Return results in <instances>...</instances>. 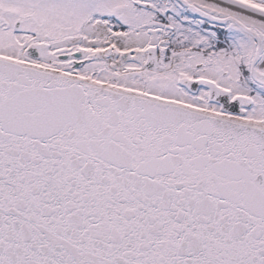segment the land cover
I'll list each match as a JSON object with an SVG mask.
<instances>
[{
  "label": "snow or ice",
  "instance_id": "1",
  "mask_svg": "<svg viewBox=\"0 0 264 264\" xmlns=\"http://www.w3.org/2000/svg\"><path fill=\"white\" fill-rule=\"evenodd\" d=\"M0 264H264V0H0Z\"/></svg>",
  "mask_w": 264,
  "mask_h": 264
}]
</instances>
